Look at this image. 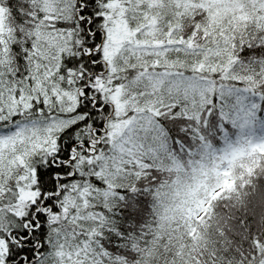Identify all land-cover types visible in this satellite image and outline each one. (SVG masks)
Instances as JSON below:
<instances>
[{"label": "snow or ice", "instance_id": "1", "mask_svg": "<svg viewBox=\"0 0 264 264\" xmlns=\"http://www.w3.org/2000/svg\"><path fill=\"white\" fill-rule=\"evenodd\" d=\"M0 264H264V0H0Z\"/></svg>", "mask_w": 264, "mask_h": 264}]
</instances>
